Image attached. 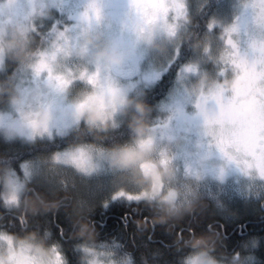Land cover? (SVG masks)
<instances>
[{"label":"clouds","instance_id":"1","mask_svg":"<svg viewBox=\"0 0 264 264\" xmlns=\"http://www.w3.org/2000/svg\"><path fill=\"white\" fill-rule=\"evenodd\" d=\"M170 4L172 0H165ZM246 0H239L241 7ZM16 0H0V68L3 62L9 60L15 63L17 71H13L0 79V106H6L9 111L0 110V134L7 138L22 137L28 141L47 136V130L58 118L65 119L76 132V140L60 151V161L57 163V152L50 153L41 159V164L47 174L57 176L59 180L63 168L71 169L73 174L85 180L106 167L116 173V190L126 191L132 186L137 191L135 195L154 209L156 215L153 223L179 221L185 214H190L201 207L198 193V180L192 175L177 178V169L173 164L176 150L182 148L184 137L177 135L167 137V144L152 142L151 137L165 135L166 128H156L149 122L152 109L141 100L129 97L132 85L123 86L117 81L110 85L103 80L92 85L87 79H81L80 73L87 69L94 72L97 68L103 75L121 69L131 61L140 48L148 53L163 56L169 46L178 47L181 42L192 41L194 51L208 55L206 49L212 45V37L205 35L196 39L193 34L186 32L170 35L166 23H172L171 15L166 20H157L144 26L131 42L121 43L116 38L106 35L100 27L85 28L79 38L72 33L61 36L63 28L55 24L50 28L47 37L39 36L36 21L50 16V12L36 0H29L26 11L22 16H15ZM84 5L82 12L85 10ZM210 22L217 21L210 20ZM176 23L180 26L190 23V17L185 14ZM178 27V28H179ZM225 26L219 33V39L227 38ZM228 49L218 50L216 56L208 55L213 63L224 64ZM41 60L45 61L51 71L40 74L33 81V72ZM198 68L197 62H190ZM233 72V71H232ZM194 72L192 74H196ZM31 80H27V76ZM57 76L67 81L62 87L57 85ZM80 82L82 87L74 90V83ZM27 83L28 86H25ZM236 86V75L215 79L208 72H200L198 78L186 89L195 105L203 92L210 94L219 89L231 94ZM130 139L124 143L104 146L101 141L105 134L117 127L114 116L117 112L128 115ZM171 117L161 120L168 122ZM85 134L92 136V141L83 139ZM201 135L207 151L215 150L211 132L201 126ZM211 145V148H209ZM205 155L200 156L203 163ZM234 164L244 173L243 164ZM245 174V173H244ZM259 178L255 172L251 173ZM261 179V178H259ZM30 191L28 179H22L14 171L0 162V205L5 208L20 210V216L35 214L37 211L54 210L60 202H45L39 195H33L40 206H36ZM87 214L78 213L73 223L76 231L74 238L80 239L77 246L80 252L79 264H133L130 253L115 255L109 247H98L95 229L87 222ZM143 228L142 221L137 222ZM220 235L190 234L181 240L177 238L175 245L178 249H187L180 258L179 264H246L245 258L238 253L231 257L224 254L216 255ZM0 264H66L64 256L59 252V245L47 243L44 236L36 231H25L21 234L0 229Z\"/></svg>","mask_w":264,"mask_h":264},{"label":"trees","instance_id":"2","mask_svg":"<svg viewBox=\"0 0 264 264\" xmlns=\"http://www.w3.org/2000/svg\"><path fill=\"white\" fill-rule=\"evenodd\" d=\"M224 1L207 0L190 18V23L185 27L186 32L192 33L196 39L201 38L203 31L207 29L210 15L218 4ZM60 21L61 18L50 12V16L44 18L37 29L39 36H36V39L39 40L40 36L47 37L53 24L60 28ZM191 44V40L180 43L175 62L152 85V88L144 89L138 98L152 109L148 117L150 123L158 117L160 102L166 98L173 86L179 63L186 61L192 53ZM2 69L5 77L14 70L19 71L15 63L9 60L3 62ZM6 108L0 106V110ZM130 114L131 110L128 115H123L116 128L105 134V139L101 141L104 146L124 143L130 139L131 132L127 126ZM83 139L92 141L93 138L90 134H85ZM75 140L76 132L73 128L64 136L35 140L14 151H8L6 144L0 140V162L9 166L22 178L20 166L28 157L63 150ZM28 187L30 191L27 195L32 196L36 206L39 207L40 204L33 195L41 196L48 203L58 201L60 205L54 210L25 214L26 224L23 228L18 219L21 215L20 210L0 205V229L17 234L25 231L38 232L45 237L47 243L59 245L66 264H79L80 252L77 246L81 241L73 236L76 231L73 220L78 213L87 214V222L95 229L98 247L107 245L117 256L130 253L133 264H179L180 258L188 250L178 249L175 245L176 239L180 238L181 234L187 238L190 234L210 233L220 235L216 255L224 254L226 257H231L233 253H238L241 257L252 258L255 264H264V200L239 205L234 213L225 214L216 208L212 200L201 197L202 206L190 214H185L179 221L153 223L156 213L143 200L112 199L104 206L79 212L75 209L73 199L68 192L51 190L32 181H28ZM138 221H142L146 227H139Z\"/></svg>","mask_w":264,"mask_h":264},{"label":"rangeland","instance_id":"3","mask_svg":"<svg viewBox=\"0 0 264 264\" xmlns=\"http://www.w3.org/2000/svg\"><path fill=\"white\" fill-rule=\"evenodd\" d=\"M206 1L184 0L186 14L191 18ZM28 2L29 0H16L14 15L17 17L22 16L26 11ZM36 3L43 4L49 12H53L57 18H61L60 28H63L65 26L71 27L76 23L74 18L83 10L86 0H36ZM126 11L127 0H104L102 26L106 35L114 38L121 36V22ZM238 17L242 27L245 23L250 25V16L244 14L239 0H225L214 9L208 19V23L213 19L217 23L211 31L207 27L201 36V38L205 35L212 37L213 42L208 55L216 56L218 50L225 47L224 41L219 39V33L225 26L231 25L236 21ZM43 19L36 21L37 29L43 23ZM186 25L178 28V34L186 32ZM124 38L127 39V33H124ZM178 47L169 46L165 55L157 56L154 53L145 52L143 47L140 46L137 55L122 66L121 71L125 75L116 76L115 79L123 86L132 85L128 95L138 100L143 90L152 88V85L175 62L178 57ZM240 49L242 53L246 51L243 39H241ZM208 55L193 50L186 61L179 63L173 86L170 88L166 98L160 102L158 117L152 124L154 125L166 117H171L168 119L165 135L163 138L158 136L157 143L167 144L169 142L167 137H175L177 135L184 137L182 148L175 151L173 158V164L177 169V178H184L186 168L190 169L192 173L198 174L200 177L197 189L199 197L209 198L219 211L230 214V212L234 213L239 208V205H247L264 200V179L256 178L252 174L245 175L234 164L226 163L215 150L206 152L205 141L201 135V120L195 115L196 109L186 89L198 78L200 72H208L210 76L218 80L225 78V76L230 77L233 74L229 66L213 63L212 60L208 59ZM190 62H197V73L184 74L183 79L178 80L180 69ZM2 68H0V79L5 78ZM221 69H225V76L219 75ZM17 74L21 75L19 71ZM145 77H150V79H145ZM27 80H31L30 75L27 76ZM25 86H28L27 83ZM73 87L75 90L82 87V84L75 82ZM210 106L214 107V104L210 102ZM3 111H9V109L6 108ZM122 117L123 115L119 112L115 114L114 119L117 124H119L118 122ZM72 128V126H69L63 129V134L61 135L57 134L55 127H53L51 138L44 136L36 140H49L54 137L64 136ZM0 140L6 144L8 151H14L32 142L22 137L7 138L2 134H0ZM52 152L54 151L28 157L20 166L22 179L24 178L23 166H28L32 173L30 179H28L29 182L40 183L51 190L68 192L73 199L75 209L79 212L91 210L100 205L104 206L105 202L112 200V193L116 190V173L108 171L106 167L101 168L97 173L85 180L76 179L74 188L72 187L73 174L68 173L65 179L68 180L69 187L67 190H63L58 183L59 178L47 174L41 164V159ZM205 153L206 158L201 163L200 156L205 155ZM221 169H223V175L220 174ZM193 177L195 176L193 175ZM126 191H137V189L128 186ZM235 202L236 204H234ZM243 258H245L246 264H255L252 258Z\"/></svg>","mask_w":264,"mask_h":264},{"label":"snow or ice","instance_id":"4","mask_svg":"<svg viewBox=\"0 0 264 264\" xmlns=\"http://www.w3.org/2000/svg\"><path fill=\"white\" fill-rule=\"evenodd\" d=\"M85 5V10L74 18L76 23L71 27H63L61 36L70 32L74 38L78 39L79 34L85 28L100 27L103 30L104 0H86ZM41 6L43 7V4ZM242 9L245 15L250 16V25L245 23L242 27L238 17L231 27L225 29L227 38L224 40L225 47L228 49L224 57V64L235 73L236 86L232 88L231 94L223 89L210 94L202 92L194 108L196 109L195 115L201 120V126L211 132L216 152L227 161H234L237 157H242L238 163L243 164L242 170L245 175L255 172L259 178L264 179V0H246ZM185 14L184 0H172L170 4L165 0H127V11L121 22V36L116 39L121 43L131 42L145 25L157 20H166L169 15L172 16L173 22L166 23L165 29L174 36L179 27L176 21ZM214 25L215 22L208 23V30L211 31ZM124 33H127V39L124 38ZM241 39L246 45V51L243 53L240 49ZM65 40L68 41V37L65 36ZM210 50L211 45L206 49V52L210 53ZM45 71L51 75L47 63L41 60L34 69L33 81H37L40 74ZM197 71L198 68L195 66H183L178 74V80H182L184 74ZM122 75L125 73L121 69L103 76L99 68L94 72L85 69L80 73L81 79H87L88 83L92 85L100 83L102 80L110 85L117 81L116 76ZM219 75L225 76V69H221ZM56 79L58 87L67 83L62 76H57ZM145 79H150V77H145ZM210 102L214 104V107L210 106ZM69 126L65 119L58 118L47 130V136L51 138L53 127L57 134L62 135L63 129ZM154 127L167 128L168 122H158L154 124ZM160 137L163 138V135ZM150 140L157 142V137H151ZM60 155V151H57V163L60 161ZM23 172L24 177L30 179L32 173L28 166H23ZM68 173L73 174L71 169L63 168L60 175L66 177ZM185 174L194 175L199 179V175L192 173L190 169L186 168ZM220 174L223 175V169L220 170ZM78 178L82 179L73 174V188ZM58 183L63 190H67L69 187L67 179H61ZM135 192L115 190L111 198L113 200L124 198L128 201H140V197L135 195ZM18 219L23 228L26 224L25 217L20 216ZM145 223H147V218H145ZM180 239H183V234ZM100 247L108 246L101 245ZM59 252L63 255L60 250Z\"/></svg>","mask_w":264,"mask_h":264}]
</instances>
